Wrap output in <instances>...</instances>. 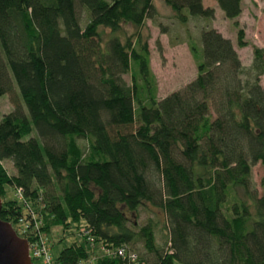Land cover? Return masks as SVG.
<instances>
[{"label": "trees", "instance_id": "obj_1", "mask_svg": "<svg viewBox=\"0 0 264 264\" xmlns=\"http://www.w3.org/2000/svg\"><path fill=\"white\" fill-rule=\"evenodd\" d=\"M161 2L179 23L214 15L202 0ZM215 2L227 18L241 11V0ZM156 13L153 0H0V95L13 103L0 118V218L26 214L33 227L27 208L41 219L34 237L82 219L94 252H124L84 261L82 236L55 264H264V193L251 174L264 170V49L243 65L204 24L200 47L189 43L195 76L156 98L146 38L117 34ZM236 40L246 44L242 29ZM140 209L154 218L136 228Z\"/></svg>", "mask_w": 264, "mask_h": 264}, {"label": "rangeland", "instance_id": "obj_2", "mask_svg": "<svg viewBox=\"0 0 264 264\" xmlns=\"http://www.w3.org/2000/svg\"><path fill=\"white\" fill-rule=\"evenodd\" d=\"M153 2L157 11L153 19L146 18L140 27H135L131 24H123L117 34L122 40L125 36H131L133 38L137 32H139L141 38H146L149 49V66L154 75V93L156 98L172 90L181 88L187 81L195 76L197 72V59L194 57L189 43H193L196 47H200L199 28L204 26V24H208L209 27H214L223 36L230 38L243 65L250 63L254 46L264 49V0H241V11L234 18L225 17L214 0H202L204 6L209 5L213 7V17L208 19L189 15L185 23L177 22L172 16V11L164 5L161 0H153ZM79 17L80 25L83 26L87 19L83 9H80ZM162 28L164 32L161 31ZM238 29H242L243 39L246 41V44L243 46L237 44L236 37ZM101 30L103 37L109 34L108 29L103 28ZM198 51L201 53L200 48ZM123 77L127 82H130L129 73L124 74ZM260 83H264V74L260 76ZM12 108L13 103L9 94H1L0 118L4 113L12 110ZM33 133H35L34 128L30 134L33 135ZM77 142L80 146L85 144V140L82 138L77 139ZM1 162L8 173L13 172L14 168L8 160H2ZM251 174L257 193H264V183H260V180L262 178L264 179V170L259 162L252 165ZM12 191V189L10 190L6 187L5 197H17ZM25 211L30 218H32V221L35 219L36 224L34 223L35 225L33 227L28 225V216L23 214L21 218L12 220V226L18 235H23L24 237L28 236L29 239H33V232L34 230L36 231V227L39 228L36 225H39L41 219L37 215L32 216V212L27 210V208ZM148 215L154 218V216L146 210L140 209L136 218L130 217L129 219L137 228L138 225L145 221ZM82 223L83 220L80 219L78 222L69 223L68 227H64V229L54 225L50 227L48 236L46 233H40V235H42L41 240L46 249L42 255L38 254L37 249H34L35 255H32V264H55L54 259L60 248L72 241H81L82 236L85 239L84 241L87 247L91 249L90 254L84 261L88 260L91 263L95 261L99 255L112 256L113 250H105L104 252L97 250L94 252L97 243L95 242L94 244L93 239H88L81 231L77 230ZM165 233L164 229L158 224L155 232V238L158 244H163ZM141 243L142 242L139 240L129 244L134 249L139 250L142 247Z\"/></svg>", "mask_w": 264, "mask_h": 264}, {"label": "water", "instance_id": "obj_3", "mask_svg": "<svg viewBox=\"0 0 264 264\" xmlns=\"http://www.w3.org/2000/svg\"><path fill=\"white\" fill-rule=\"evenodd\" d=\"M0 264H31L26 238L18 235L11 222L3 218H0Z\"/></svg>", "mask_w": 264, "mask_h": 264}, {"label": "built area", "instance_id": "obj_4", "mask_svg": "<svg viewBox=\"0 0 264 264\" xmlns=\"http://www.w3.org/2000/svg\"><path fill=\"white\" fill-rule=\"evenodd\" d=\"M81 230H82L81 233L83 235H85V237H87L88 239H92L91 236L88 234V231L86 229L81 228ZM41 237H42V235H40V234L33 237V239H29L28 236L24 237V238H26L27 243H28V254L30 256L31 261H32V255H35L34 249H37L38 254H40V255H42L45 252L46 247L44 246V243L41 240ZM115 254L121 256V255H124V252L121 248H118L116 251H113V255H115ZM128 256L134 257V253H131ZM45 261H47V260H45ZM31 264H32V262H31ZM88 264H90V263H88Z\"/></svg>", "mask_w": 264, "mask_h": 264}, {"label": "crops", "instance_id": "obj_5", "mask_svg": "<svg viewBox=\"0 0 264 264\" xmlns=\"http://www.w3.org/2000/svg\"><path fill=\"white\" fill-rule=\"evenodd\" d=\"M215 1V0H214ZM216 3V2H215ZM206 6H209V5H206Z\"/></svg>", "mask_w": 264, "mask_h": 264}]
</instances>
